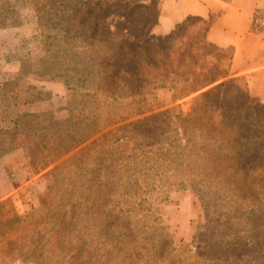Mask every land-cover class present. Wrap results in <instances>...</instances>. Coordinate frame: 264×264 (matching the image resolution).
<instances>
[{
    "label": "trees",
    "instance_id": "trees-1",
    "mask_svg": "<svg viewBox=\"0 0 264 264\" xmlns=\"http://www.w3.org/2000/svg\"><path fill=\"white\" fill-rule=\"evenodd\" d=\"M104 1H94L85 11L83 20L89 21L91 36L111 16L115 17V29L125 30L127 34L118 42L122 53L109 65L107 85L113 87L122 71L132 80L130 92L141 91L136 57L142 53L154 66L152 53H167L173 43L185 35L187 27L195 25L196 29L185 40L187 50L179 51L176 63L182 64L186 57L193 63L197 60L209 63V67L196 76L185 79L192 91L206 88L194 97L190 114L180 116L168 110L161 111L128 121L124 128L107 130L92 139L66 167L64 173L71 181L66 192L68 197L56 200L54 194H49L43 202V224L49 227L43 231L32 228L28 243L22 238L8 239V247L17 246L21 239V246L25 245L28 251L25 257L41 260L49 251L55 256V264H184V259L174 261L171 256L173 248L169 250V238L154 239L145 223L137 226L141 218L135 215L137 205L145 200L141 194L149 190L146 187L155 179L154 175L171 168L173 176L185 169L181 181L184 184L217 189L219 200L224 201L226 208L219 214L223 215L227 230H218L211 239L205 236L201 225L198 226L192 239L193 252L186 255V264L202 259H212V264H256L257 260L264 259V249L258 248L252 255L258 241L251 237L252 234L247 237V233L253 232L257 217H264V189L260 190L261 201L253 204L252 201H258V195L257 187H252L251 176L261 167L264 131L256 135L249 132L247 109L255 105L248 104L254 96L249 92L245 77L231 71L232 47L218 46L206 38V30L215 15L210 14L208 18L187 15L170 32L156 34L151 30L157 21L156 6L154 15L149 12L133 19L131 11L146 8V3ZM136 20L137 23H132ZM222 61L226 64L221 65ZM234 85L238 88L229 93L228 89ZM258 106L264 108V102L258 100ZM143 111H135V114ZM166 114L168 116L162 118ZM130 116L131 113L111 112L98 128L87 125L83 133L74 129L68 135L69 144L54 157L84 142L104 126ZM156 119L167 122L159 126L151 121ZM261 127L264 128V121ZM12 128L5 133L11 147H17L21 141H13L18 130ZM62 140L58 135L53 139L54 149L62 148ZM33 143L34 146L29 147L31 164H35V157L42 155L44 147L37 141ZM91 151L95 152V157H85L90 156ZM211 165L215 174L210 170ZM238 191L240 199L234 197ZM22 218L14 214L0 219V233Z\"/></svg>",
    "mask_w": 264,
    "mask_h": 264
},
{
    "label": "rangeland",
    "instance_id": "rangeland-1",
    "mask_svg": "<svg viewBox=\"0 0 264 264\" xmlns=\"http://www.w3.org/2000/svg\"><path fill=\"white\" fill-rule=\"evenodd\" d=\"M94 1L0 0V219L14 214L23 217L0 233V264H38L39 261L55 264V256L49 251L41 260L25 257L28 251L25 245L21 246V239L12 249L6 241L22 238L28 243L32 228L43 231L49 227L43 224V202L49 194H54L56 200L68 197L66 192L71 181L64 172L73 158L92 139L107 130L124 128L128 121L165 110L180 116L190 114L194 97L206 88L192 91L185 79L193 78L209 67V63L201 60L193 63L187 57L182 64L176 63L179 51L187 50L185 40L196 29L195 25L188 26L185 35L175 41L167 53H152L154 66L142 53L136 57L141 91L130 92L132 80L122 71L113 87L107 85L109 65L122 53L118 42L127 34L125 30L115 29V17L111 16L91 36L89 21L83 19L86 9ZM133 1L146 3V8H150L132 10L130 17L133 19L149 12L155 14V0ZM225 64L226 61L221 62V65ZM237 88V85L229 88V93H234ZM250 102L249 105H255L253 108L248 106L250 115L246 119L250 134L256 135L264 131L261 127L264 108L258 106L255 97H251ZM138 110L144 111L135 114ZM111 112L118 115L131 113V116L104 126L84 142L54 157L69 144L68 135L74 129L83 133L87 125L98 128ZM151 121L159 126L167 122ZM12 127L18 130L13 141H21L17 147H11L5 133ZM57 135L63 138L61 149H54L52 141ZM35 141L44 147L42 155L35 157V164H31L29 147L34 146ZM89 154L85 157H95V152ZM49 159L52 161L43 166L42 163ZM210 170L215 174L212 165ZM171 171L170 168L154 175L155 179L146 187L149 190L141 194L145 200L137 205L135 215L141 218L137 226L145 223L154 239L169 238L174 261L184 259L182 262L186 264V255L193 252L192 239L198 226L201 225L205 236L211 239L218 230H227L223 215L219 214L226 208L224 201L219 200L217 189H199L195 184H184L181 182L184 171H178L174 176ZM251 176L252 187H257L258 201H252L256 204L261 201L260 190L264 189V153L261 167ZM234 197L241 198L239 191ZM250 236L258 241L253 246V255L258 248L264 249V217H257L253 232L247 233V237ZM256 262L264 264V259ZM192 264H212V259Z\"/></svg>",
    "mask_w": 264,
    "mask_h": 264
},
{
    "label": "crops",
    "instance_id": "crops-1",
    "mask_svg": "<svg viewBox=\"0 0 264 264\" xmlns=\"http://www.w3.org/2000/svg\"><path fill=\"white\" fill-rule=\"evenodd\" d=\"M157 21L151 30L170 32L187 15L215 18L206 30V38L218 46H231V71L243 75L249 92L264 102V32L250 30L254 8L264 9V0H155Z\"/></svg>",
    "mask_w": 264,
    "mask_h": 264
},
{
    "label": "built area",
    "instance_id": "built-area-1",
    "mask_svg": "<svg viewBox=\"0 0 264 264\" xmlns=\"http://www.w3.org/2000/svg\"><path fill=\"white\" fill-rule=\"evenodd\" d=\"M250 30L253 32H264V9L254 8L250 18Z\"/></svg>",
    "mask_w": 264,
    "mask_h": 264
}]
</instances>
